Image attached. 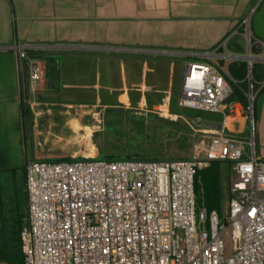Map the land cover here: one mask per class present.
<instances>
[{
    "label": "built area",
    "instance_id": "1",
    "mask_svg": "<svg viewBox=\"0 0 264 264\" xmlns=\"http://www.w3.org/2000/svg\"><path fill=\"white\" fill-rule=\"evenodd\" d=\"M246 32V55L264 62V43ZM256 43L261 52L254 55ZM18 51L20 58H30L26 49ZM223 58L186 65L179 106L222 115L217 127L196 130L191 158L94 156L26 164L24 264H264V158L258 155L255 136L244 139L230 132L228 77L236 80L229 65L237 59L229 54ZM247 63L246 96L253 121L255 63ZM44 74V66L32 62L33 102L39 100ZM202 160L231 164L224 216L198 205L196 174Z\"/></svg>",
    "mask_w": 264,
    "mask_h": 264
},
{
    "label": "crops",
    "instance_id": "2",
    "mask_svg": "<svg viewBox=\"0 0 264 264\" xmlns=\"http://www.w3.org/2000/svg\"><path fill=\"white\" fill-rule=\"evenodd\" d=\"M259 1L0 0V108L18 112L26 164L78 154L73 140L93 137L84 117L107 109L103 96L130 109L176 110L175 79L179 106L188 62L246 55V31L264 43L259 16L250 23ZM18 48L40 53L20 58ZM34 61L45 69L37 102L29 93ZM23 208L18 196L9 206L0 199V230L12 231Z\"/></svg>",
    "mask_w": 264,
    "mask_h": 264
},
{
    "label": "rangeland",
    "instance_id": "3",
    "mask_svg": "<svg viewBox=\"0 0 264 264\" xmlns=\"http://www.w3.org/2000/svg\"><path fill=\"white\" fill-rule=\"evenodd\" d=\"M258 16V20L264 26V0H260L252 10L250 23L252 24ZM245 54H249L248 46ZM257 62L262 61H253V64ZM256 82L254 89L255 93L257 92V101L253 121H250L249 117L232 115L229 116V128L230 132L244 139L251 135L255 136L258 155L264 158V91L262 92L263 89L260 88L264 83L257 80ZM180 88L181 77H176L173 107L177 109L172 108L169 112L153 110L149 104L143 107L145 111L130 109L126 103L115 100L114 96H103L99 102L107 104V109H98L84 117L85 123L93 126V137L73 140L75 150L80 152L68 157L99 158L110 155L144 154L160 159L191 158L197 139L196 130L210 128L199 123H204L205 117L222 119V115L179 107L175 98L180 93ZM89 96L97 97L96 94ZM96 113L101 114L97 116ZM17 118L18 112H15L14 108H0V120H3L1 126L3 131L0 129V199L9 206L10 199L18 196L24 207L27 195L23 167L27 157L25 141L18 129ZM5 126H8L9 131H4ZM26 129L28 132V124Z\"/></svg>",
    "mask_w": 264,
    "mask_h": 264
},
{
    "label": "trees",
    "instance_id": "4",
    "mask_svg": "<svg viewBox=\"0 0 264 264\" xmlns=\"http://www.w3.org/2000/svg\"><path fill=\"white\" fill-rule=\"evenodd\" d=\"M244 52L241 46H238ZM254 54L261 52L259 44H254L252 49ZM30 57H38L40 52L28 50ZM229 72L233 79L228 77L232 87V93L226 100V113L229 116L236 115L244 118L249 117L248 100L246 92L248 90V63L245 60H236L229 65ZM254 77L257 81H264V63L254 64ZM264 91V88L262 92ZM256 114V108H255ZM221 118L205 117L204 124L207 127H217ZM107 160H158L157 157H148L144 154H124L99 156ZM74 160L76 158H63L57 160ZM231 164L219 161L202 160L198 163L196 174V194L199 207H205L209 212L216 211L220 216L225 214V204L228 200L229 176ZM27 204V205H26ZM23 210L27 213H20L16 225L12 231L0 230V264H24V254L21 243V232L27 224L28 218V198Z\"/></svg>",
    "mask_w": 264,
    "mask_h": 264
},
{
    "label": "water",
    "instance_id": "5",
    "mask_svg": "<svg viewBox=\"0 0 264 264\" xmlns=\"http://www.w3.org/2000/svg\"><path fill=\"white\" fill-rule=\"evenodd\" d=\"M41 48L42 47H45V46H40ZM233 57L237 60H252V61H261V58L259 57H256V56H248V55H233Z\"/></svg>",
    "mask_w": 264,
    "mask_h": 264
},
{
    "label": "bare ground",
    "instance_id": "6",
    "mask_svg": "<svg viewBox=\"0 0 264 264\" xmlns=\"http://www.w3.org/2000/svg\"><path fill=\"white\" fill-rule=\"evenodd\" d=\"M87 134H90V129L87 130Z\"/></svg>",
    "mask_w": 264,
    "mask_h": 264
}]
</instances>
